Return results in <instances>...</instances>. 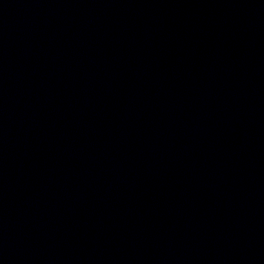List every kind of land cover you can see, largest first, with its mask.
Returning <instances> with one entry per match:
<instances>
[{
  "label": "water",
  "instance_id": "1",
  "mask_svg": "<svg viewBox=\"0 0 264 264\" xmlns=\"http://www.w3.org/2000/svg\"><path fill=\"white\" fill-rule=\"evenodd\" d=\"M0 264H264V0H0Z\"/></svg>",
  "mask_w": 264,
  "mask_h": 264
}]
</instances>
